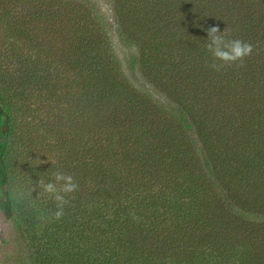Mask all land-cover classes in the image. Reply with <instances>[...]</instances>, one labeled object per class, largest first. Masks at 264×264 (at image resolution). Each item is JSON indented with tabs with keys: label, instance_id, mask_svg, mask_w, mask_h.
I'll return each mask as SVG.
<instances>
[{
	"label": "trees",
	"instance_id": "obj_1",
	"mask_svg": "<svg viewBox=\"0 0 264 264\" xmlns=\"http://www.w3.org/2000/svg\"><path fill=\"white\" fill-rule=\"evenodd\" d=\"M110 2L69 0L65 31L30 14L0 47L14 263L264 264V0ZM211 27L253 45L243 67L208 66ZM57 171L78 184L59 220L33 191Z\"/></svg>",
	"mask_w": 264,
	"mask_h": 264
},
{
	"label": "rangeland",
	"instance_id": "obj_2",
	"mask_svg": "<svg viewBox=\"0 0 264 264\" xmlns=\"http://www.w3.org/2000/svg\"><path fill=\"white\" fill-rule=\"evenodd\" d=\"M68 2L69 0H0V47L4 49L12 42L16 44L21 43V41H15V37L9 31L11 28L19 30L20 28H28L29 24L25 23L24 20H28L26 17L34 13L43 15L44 19L47 15L52 16V20L57 17L54 23L52 21V26L55 29L56 26L62 24L63 31H65L66 16L70 14ZM93 2L96 4V8L101 10L102 14L112 17L113 12L111 11L112 4L110 0H93ZM22 22H24V25ZM38 22L43 23L42 19ZM50 27V25L47 26V29L49 30ZM64 38L65 34L62 35V39ZM45 39L47 41H43L42 44L46 45V48L50 49L53 46L56 49H66L64 40L55 41L50 36L45 37ZM117 48L121 58H124V54L128 49H125L120 43L117 45ZM2 49H0V64L6 66L9 65L11 59H7L4 56ZM15 251L16 249L11 242L7 225L0 216V264H15L13 260Z\"/></svg>",
	"mask_w": 264,
	"mask_h": 264
},
{
	"label": "clouds",
	"instance_id": "obj_3",
	"mask_svg": "<svg viewBox=\"0 0 264 264\" xmlns=\"http://www.w3.org/2000/svg\"><path fill=\"white\" fill-rule=\"evenodd\" d=\"M226 34L227 28L223 32L219 27H211L207 30L206 48L211 57L208 66L217 72L232 66L243 67L245 58L253 52L252 44L238 38L227 39ZM36 160L41 161L40 159ZM37 188L39 189L37 197L47 195L55 202L54 218L59 220L65 214V206L70 203L68 197L78 190V184L72 175L57 171L53 173L50 182H45L40 178L33 191H36ZM18 197L22 199L24 193L19 192Z\"/></svg>",
	"mask_w": 264,
	"mask_h": 264
}]
</instances>
